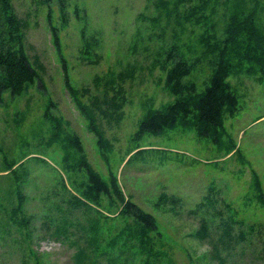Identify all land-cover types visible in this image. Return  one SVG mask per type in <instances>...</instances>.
<instances>
[{
    "label": "rangeland",
    "instance_id": "rangeland-1",
    "mask_svg": "<svg viewBox=\"0 0 264 264\" xmlns=\"http://www.w3.org/2000/svg\"><path fill=\"white\" fill-rule=\"evenodd\" d=\"M157 1L65 0L63 16L60 0H12L39 76L0 102V264H264V0L243 45L252 57L229 54L238 104L217 139L183 122L137 135L150 110L174 100L167 50L178 43L200 58L203 89L212 65L199 39L222 38L227 20L156 19ZM83 159L154 214L150 252L114 192H86Z\"/></svg>",
    "mask_w": 264,
    "mask_h": 264
},
{
    "label": "trees",
    "instance_id": "trees-1",
    "mask_svg": "<svg viewBox=\"0 0 264 264\" xmlns=\"http://www.w3.org/2000/svg\"><path fill=\"white\" fill-rule=\"evenodd\" d=\"M61 1V11L65 15V0ZM227 3L230 0H226ZM240 2L242 0H239ZM224 2V1H223ZM222 0H158L157 7L160 11L156 19L163 15L166 19L191 20L196 25L206 24V19H214L220 15L227 19L223 29V37L219 38L216 32L202 34L199 43L205 45L207 63L212 65L211 77L203 89H200L196 80V71L200 69V58H193L184 53L178 43H173L167 50L166 60L172 62L166 75L174 100L163 108L150 110L141 120L137 135L144 132H161L164 128L173 127L179 122L192 124L198 128V133L204 136H212L223 127V115L225 110L234 113L237 110L238 95L228 81V76L233 65L230 53H239L250 59L252 56L245 46L249 45L253 35L259 31L255 19L260 18L259 6L261 0H255L253 8L235 6L232 4L227 11L217 8ZM183 8V9H182ZM15 12L12 0H0V102L3 94L9 91L12 95L22 94L27 86L33 83L39 76L38 69L27 54L23 40V21ZM239 19H251V24ZM180 21V20H179ZM183 21L179 24L182 25ZM208 31L209 29L206 28ZM244 34H247L244 36ZM263 35L256 37V43L262 44ZM245 45V46H243ZM243 46L242 51L240 47ZM251 48V47H250ZM252 49V48H251ZM264 72V69H262ZM69 75L67 74V80ZM89 114V112H88ZM78 149L83 150L79 144ZM87 171V193L92 198H98L105 194L116 197L124 202L123 212L132 215L142 226L141 246L144 251L150 252L151 247L148 231L156 230L157 221L153 213L144 210L131 199L125 198L123 190L116 179L111 183L105 181L87 163L82 160ZM20 192V191H19ZM18 192V193H19ZM205 200L209 195H205ZM202 203H200L201 205ZM234 215V214H232ZM233 216L229 221H223L229 230L233 228ZM238 222V221H237ZM227 229L226 233L227 234ZM248 229L256 232V226L250 224ZM229 233V232H228ZM232 237V233H230ZM245 238V235L242 234Z\"/></svg>",
    "mask_w": 264,
    "mask_h": 264
}]
</instances>
